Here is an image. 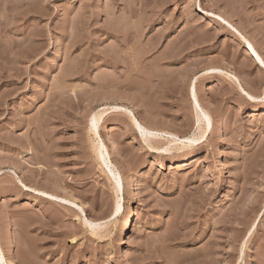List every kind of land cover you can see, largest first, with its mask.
<instances>
[{"label": "rangeland", "instance_id": "rangeland-1", "mask_svg": "<svg viewBox=\"0 0 264 264\" xmlns=\"http://www.w3.org/2000/svg\"><path fill=\"white\" fill-rule=\"evenodd\" d=\"M250 44L264 0H0L2 264H264Z\"/></svg>", "mask_w": 264, "mask_h": 264}, {"label": "bare ground", "instance_id": "bare-ground-1", "mask_svg": "<svg viewBox=\"0 0 264 264\" xmlns=\"http://www.w3.org/2000/svg\"><path fill=\"white\" fill-rule=\"evenodd\" d=\"M250 49L254 52V49H253V47H252V45L250 44ZM255 53V52H254ZM255 55L257 56V58H258V60L260 61V65L262 66V67H264V60L260 57V56H258L256 53H255ZM231 76H232V78H234L239 84L241 83L240 82V79L238 78V76H236L234 73H232L231 72V74H230ZM241 85V84H240ZM193 99H194V102H195V105H196V107H197V109H201L202 111V113H203V116H199L198 117V122L199 123H204V125H205V129H204V134L203 135H205V134H207L208 132H209V130L213 127V122H212V118H211V116L207 113V112H205L203 109H202V107H201V105H200V102H199V100H198V97H197V94H196V92H195V90L193 89ZM251 98H253V97H251ZM106 115V111H103V112H101V113H99V114H97L95 117H94V119H93V127H94V130H95V134H96V136L98 137V138H100L99 137V134H98V126H99V124H100V122H101V120L103 119V117ZM134 120H135V122H136V124H137V126H139L140 127V124L136 121V119L134 118ZM222 121H220L218 124H217V128L220 130V131H222L221 130V128L223 127L222 126ZM217 129V130H218ZM100 140V143H101V147L102 148H106L105 147V145H104V143H103V141L101 140V138L99 139ZM196 142V141H195ZM184 147H185V145H182L181 147H179V148H177V150H182V149H184ZM173 150V148H169V149H164V152H171ZM102 158H103V160H104V162L106 163V164H108V163H110V160H109V155H103L102 156ZM141 169L142 168H139L137 171H136V173H134L133 175H132V177H131V184L132 185H134V187H135V185H136V183L138 182V179L140 178V173H142L141 172ZM114 177H115V179H116V188H117V192L118 193H121L122 191H123V179H122V176L120 175V174H114ZM137 186V185H136ZM115 217H117V218H120V217H124V215L126 216V218L124 219V222L122 223V225H121V228H120V230H119V237H121L122 238V242H124V240L125 239H127L128 238V236L130 235V233H131V229H132V227H133V224H134V222H135V219H136V212H135V206L133 205V203H129V205H128V207H127V209H123V206H122V204H121V202L120 201H118V203L116 204V208H115ZM124 259L125 260H129V253L125 250V252H124ZM2 259L0 260V264H2Z\"/></svg>", "mask_w": 264, "mask_h": 264}]
</instances>
